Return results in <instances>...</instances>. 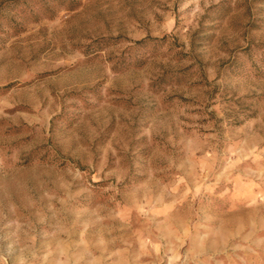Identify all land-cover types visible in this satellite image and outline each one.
Here are the masks:
<instances>
[{"label": "rangeland", "instance_id": "1", "mask_svg": "<svg viewBox=\"0 0 264 264\" xmlns=\"http://www.w3.org/2000/svg\"><path fill=\"white\" fill-rule=\"evenodd\" d=\"M0 264H264V0H0Z\"/></svg>", "mask_w": 264, "mask_h": 264}]
</instances>
